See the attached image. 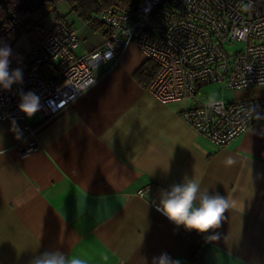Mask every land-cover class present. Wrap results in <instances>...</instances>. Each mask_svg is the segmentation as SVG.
I'll return each instance as SVG.
<instances>
[{
  "label": "crops",
  "instance_id": "0c3cea01",
  "mask_svg": "<svg viewBox=\"0 0 264 264\" xmlns=\"http://www.w3.org/2000/svg\"><path fill=\"white\" fill-rule=\"evenodd\" d=\"M56 16L76 29L81 53L103 45L104 34L65 1L51 25ZM39 52L33 42L29 55ZM145 61L133 44L50 120L15 119L26 142L10 131L12 119H0V264L57 249L85 264H151L161 252L180 264H264V119L217 148L182 120L191 100L162 103L137 81ZM233 91L234 100L262 97L264 85ZM29 145L38 148L20 156ZM229 155L236 163L225 166ZM185 175L232 202L214 230L219 240L192 231L202 239L196 259L183 227L153 203Z\"/></svg>",
  "mask_w": 264,
  "mask_h": 264
},
{
  "label": "built area",
  "instance_id": "2783aa9c",
  "mask_svg": "<svg viewBox=\"0 0 264 264\" xmlns=\"http://www.w3.org/2000/svg\"><path fill=\"white\" fill-rule=\"evenodd\" d=\"M91 21L103 26L105 40L82 53L76 29L62 17L53 22L24 83L0 90V119H28L17 109L22 89L41 98L33 117L50 120L95 82L97 67L131 44L158 67L148 92L165 104L191 100L182 120L217 148L247 132L257 119L253 106L264 113V96L227 101L205 98L202 90L212 83L230 90L264 85V0H138L134 7H101ZM37 148L29 145L19 155Z\"/></svg>",
  "mask_w": 264,
  "mask_h": 264
},
{
  "label": "clouds",
  "instance_id": "9594fccd",
  "mask_svg": "<svg viewBox=\"0 0 264 264\" xmlns=\"http://www.w3.org/2000/svg\"><path fill=\"white\" fill-rule=\"evenodd\" d=\"M251 5H247L246 9ZM12 47L0 41V90L12 92L14 85L24 83L23 70L19 67L11 68ZM19 102L17 109L26 118H32L42 109L41 98L33 91L18 93ZM257 119H264V113L253 106L250 110ZM10 131L14 133L16 140L26 142L23 131L20 129L15 118L11 120ZM223 163L232 166L236 163L233 156H226ZM257 178L264 179V173H257ZM143 197L144 193L139 194ZM157 212L165 216L178 228L183 227L186 231H195L203 234L205 240H219L220 233L214 231L222 226L225 213L232 207V202L220 193H210L202 189L200 182L185 175L180 183H174L166 189H161L158 199L153 202ZM28 264H85L78 256L66 254L57 249L45 250L30 258ZM151 264H180L167 252H161L152 258Z\"/></svg>",
  "mask_w": 264,
  "mask_h": 264
},
{
  "label": "trees",
  "instance_id": "16d2710c",
  "mask_svg": "<svg viewBox=\"0 0 264 264\" xmlns=\"http://www.w3.org/2000/svg\"><path fill=\"white\" fill-rule=\"evenodd\" d=\"M60 1H65L71 11L75 12L77 16L84 22L88 23L95 31L102 32L103 26L98 23H91L93 14L101 7H107L113 4H123L128 7H134L138 0H31L28 2L16 1L12 6L14 13V21L7 20L3 16L0 21V41L6 42L12 45L17 39L19 31L30 32L36 29L40 34L36 40V45L41 42L42 27L39 24V20L48 12L55 11L56 6ZM60 16H56L59 19ZM32 55H27L24 61L11 68H21L23 72L29 66ZM158 67L150 60H146L134 73V77L144 87H148L156 74ZM183 232L189 239L190 258L196 259L202 239L193 233L192 231H186L183 228Z\"/></svg>",
  "mask_w": 264,
  "mask_h": 264
},
{
  "label": "rangeland",
  "instance_id": "374dc122",
  "mask_svg": "<svg viewBox=\"0 0 264 264\" xmlns=\"http://www.w3.org/2000/svg\"><path fill=\"white\" fill-rule=\"evenodd\" d=\"M54 18V12H48L44 15L40 20L39 24L42 27V33L46 31L51 25ZM41 34V35H43ZM40 34L36 29H33L30 32L19 31L17 35V39L14 41L12 45H10L13 49V55L11 59V67L16 66L23 62L26 55L31 52V45L33 42L39 38ZM42 37V36H41ZM131 44L126 50H131ZM238 46V44L236 45ZM81 53L80 50H78ZM205 98L208 99H223V100H234L239 97V92L227 89L224 85L218 83H212L204 86L202 88Z\"/></svg>",
  "mask_w": 264,
  "mask_h": 264
},
{
  "label": "flooded vegetation",
  "instance_id": "af4514ba",
  "mask_svg": "<svg viewBox=\"0 0 264 264\" xmlns=\"http://www.w3.org/2000/svg\"><path fill=\"white\" fill-rule=\"evenodd\" d=\"M7 1V7H8V10L9 12L11 13V18H8L6 17V12H5V4L3 2L0 1V21H1V18L2 16L7 19V20H11V21H14V13H13V9H12V6H14V4L16 3V1L18 0H6ZM22 2H28V1H31V0H20Z\"/></svg>",
  "mask_w": 264,
  "mask_h": 264
},
{
  "label": "water",
  "instance_id": "95a60500",
  "mask_svg": "<svg viewBox=\"0 0 264 264\" xmlns=\"http://www.w3.org/2000/svg\"><path fill=\"white\" fill-rule=\"evenodd\" d=\"M0 1L5 4L4 8H5V12H6V17L11 18V13L9 12L7 4H6L7 1L6 0H0Z\"/></svg>",
  "mask_w": 264,
  "mask_h": 264
}]
</instances>
